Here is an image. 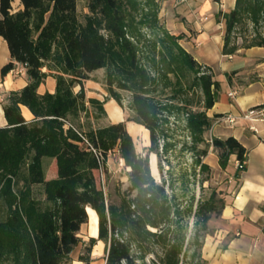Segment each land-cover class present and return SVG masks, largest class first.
Segmentation results:
<instances>
[{"label": "trees", "instance_id": "1", "mask_svg": "<svg viewBox=\"0 0 264 264\" xmlns=\"http://www.w3.org/2000/svg\"><path fill=\"white\" fill-rule=\"evenodd\" d=\"M13 3L0 0V37L10 51L1 76L20 64L29 83L9 94L4 105L8 125L0 127V206L7 208L6 217L0 218V261L71 264L70 255L82 241L79 234L89 222L87 207H91L98 214L99 235L90 238L89 244L105 242L106 264H206L202 248L210 233L209 214L217 210L216 193L198 201L189 237L188 230L172 229L175 213L165 185L158 184L151 173L150 155L168 152L174 104L199 89L205 111L186 112L190 150L197 153V163L202 170L209 169L203 158L213 146L222 170L233 155L240 164L235 177L245 170L248 150L238 139L207 141L204 137L212 126L206 111L215 105L221 90L212 69L180 44L183 34L172 35L159 24L155 0H149L153 8L140 19L127 0H88L84 21L78 0H20L22 8L17 11ZM220 16L225 23L224 55L264 47V40L245 47L232 42L236 25L244 18L255 23L264 19V0H236L235 8ZM147 33L158 35L148 38ZM99 70H105L110 99L122 107V92L130 94L133 115L127 121L144 126L150 135L145 155L137 152L126 122L94 128L87 121V104L104 109L102 102L88 99L85 87ZM49 76L57 80L55 93L39 94L40 84ZM188 76L192 81L186 85ZM160 82L170 88L169 93L156 94ZM21 105L33 113L31 121L23 117ZM182 106V111L188 107ZM161 141L165 142L162 149ZM200 144L205 148L199 149ZM115 150L130 168V185L120 204L106 197L96 177L97 171L107 170L108 156ZM44 158L56 160V178H45ZM194 203L187 209L191 215ZM220 203L219 214L225 207ZM80 260L91 262L86 254Z\"/></svg>", "mask_w": 264, "mask_h": 264}, {"label": "crops", "instance_id": "2", "mask_svg": "<svg viewBox=\"0 0 264 264\" xmlns=\"http://www.w3.org/2000/svg\"><path fill=\"white\" fill-rule=\"evenodd\" d=\"M16 3V5H15ZM173 17H168V27L176 34H183L182 46L202 65L208 66L221 83L218 100L207 110L212 120L206 139L234 136L248 150L246 168L239 169L236 156H231L225 173L230 182L236 178L237 186L230 190L222 213L211 220L213 233L205 238L202 256L206 264H264V119L253 121L243 119L251 107L264 105V47L241 48L231 55L223 54L224 23L221 13H227L236 6V0H190L177 1L173 5ZM14 9H21L20 0H14ZM10 61L7 42L0 37V127L8 122L4 105L13 91H20L29 83L26 69L17 64L4 78L1 70ZM57 81L49 76L38 88L39 94L55 93ZM87 97L104 100L107 96L103 84L88 80L85 84ZM106 111L110 123L124 121V112L119 104L108 99ZM21 112L27 121L34 118L30 109L21 105ZM222 115V117H217ZM232 116L235 121L226 118ZM138 124H132V132L138 134ZM150 142V135L146 133ZM147 142V143H148ZM146 143V145H148ZM55 173L57 177V163ZM204 163L213 170L222 169L213 146L210 147ZM89 233L90 238H98ZM106 244L98 240L90 254V264H106ZM71 264H84L75 258Z\"/></svg>", "mask_w": 264, "mask_h": 264}, {"label": "rangeland", "instance_id": "3", "mask_svg": "<svg viewBox=\"0 0 264 264\" xmlns=\"http://www.w3.org/2000/svg\"><path fill=\"white\" fill-rule=\"evenodd\" d=\"M177 1L183 0H155L158 5V21L161 26L168 30L172 35L179 36L180 34H176L172 31L171 28L168 27L167 19L168 17H173L168 14L173 12V5L177 3ZM190 1V0H185ZM129 6L133 8V15L136 16L137 19H140V16L144 13H147L151 10L152 5L149 4V0H127ZM16 5V3H15ZM78 11L80 14V18L84 21V17L89 13L88 9V0H78ZM230 12V11H229ZM224 23V19H222ZM225 30V23H224ZM157 33L148 34V38H153ZM158 35V34H157ZM184 39V38H183ZM181 39L179 42L182 45ZM264 40V19L260 20L259 23H255L250 18H244V20L236 25V28L232 34V42L238 47H245L254 43H259ZM143 46L146 45V42H143ZM257 47V46H256ZM144 50H148L144 48ZM148 53V52H147ZM152 55V53H149ZM151 58V57H150ZM12 72V71H11ZM164 72H161V74ZM92 80L103 84L105 86V70H99L91 74ZM56 79V78H55ZM169 79L171 81L175 80L174 74L169 73ZM57 81V80H56ZM184 81V79H183ZM186 85L190 84L192 81V77L188 76L185 79ZM165 82H160L158 89L156 90L157 95H162L164 92L169 93L170 88L164 87ZM166 88V89H165ZM78 90V89H77ZM87 93V91H86ZM107 96H105L104 100L102 97L100 99L92 98L102 102L104 105L103 111L97 110L96 107H93L90 104H87L88 109L90 111V117L88 118V122L94 128L104 127L110 123V119L108 117L106 111V102L109 98L108 92L106 90ZM123 106L122 108L124 112V121L126 122L127 129L129 133L133 136L137 152L145 155L147 152V148L150 146V142L147 140V134L141 131L138 134H134L130 129L131 124H136L131 121H127L128 117L133 115V112L129 109V99L130 94L128 92H122ZM9 97V96H8ZM90 99V98H88ZM188 105V107L182 111L183 104ZM175 107L172 109V113L170 116V129H169V140L168 147L169 150L167 153H162L160 157L157 155V165H158V174L152 173L156 182L161 185H165L166 192L169 196V200L173 207V211L175 216L173 217V225L172 229L177 230L178 228L181 231L185 232L188 230V237L192 233L194 228V213L197 208L198 201L200 199L207 200L212 193H216L217 195V204L216 211L209 214L210 220L208 221L209 234L213 233V227L211 226V220L217 219L220 214L218 209H220V200L223 203H226L227 197L229 195L230 190H234L237 186V180L234 178L232 182H230V178L226 175V170H213L209 165L208 170H202L201 166L197 163L198 155L196 152L190 150L192 146V138L191 134L186 126V114L187 110L189 111H205L204 108V99L201 90H191L188 92L183 98L177 100L175 102ZM207 113V111H206ZM97 115V118H96ZM84 122V120H83ZM230 122V121H229ZM231 123V122H230ZM140 125V124H138ZM144 127V126H143ZM206 134V133H205ZM204 137L206 139V136ZM210 141V139H206ZM148 142V143H147ZM146 143L148 145H146ZM165 144L164 141H161V149ZM205 148V144H200L199 149ZM151 157V155H150ZM205 158V157H204ZM203 158V163H204ZM54 160L52 158H44L43 159V168L45 178L47 180H51L56 178L55 173V164H53ZM239 163V162H238ZM221 168V167H220ZM222 169V168H221ZM130 168L125 166V162L121 159L117 150L111 152L108 156L107 161V170L97 171L96 177L99 185L105 192L106 197L115 204H120L121 195H123L127 189L129 188L130 182L128 178V172ZM23 185V181L19 183V186ZM194 203L193 214L187 213V209ZM220 203V204H219ZM7 215V208H2L0 206V218H5ZM178 223V224H177ZM179 226V227H178ZM188 226V229H187ZM151 231H156L155 228L149 227ZM89 227L88 223L83 225L80 231L79 236L81 237L80 244L75 248L73 253L70 255V261L75 258H80L81 255H90L92 253L93 246L89 244ZM208 235V234H207ZM192 253V250L190 254ZM149 257L155 258L153 254H150ZM0 264H9L4 261H0Z\"/></svg>", "mask_w": 264, "mask_h": 264}, {"label": "bare ground", "instance_id": "4", "mask_svg": "<svg viewBox=\"0 0 264 264\" xmlns=\"http://www.w3.org/2000/svg\"><path fill=\"white\" fill-rule=\"evenodd\" d=\"M139 128H137L140 131H144L145 133H149V131L143 127L142 125H138ZM130 129L132 130V124L130 126ZM148 135V134H147ZM150 166H151V171L154 174H158V165H157V156L155 153L151 154L150 157ZM87 212L89 215V222H88V227L89 231L92 235H97V232L99 230V218L97 212L92 209L91 207H87Z\"/></svg>", "mask_w": 264, "mask_h": 264}, {"label": "built area", "instance_id": "5", "mask_svg": "<svg viewBox=\"0 0 264 264\" xmlns=\"http://www.w3.org/2000/svg\"><path fill=\"white\" fill-rule=\"evenodd\" d=\"M242 118L249 121H253L255 119H264V107H251L246 111ZM226 119L230 122L235 121V118L232 116H228ZM244 165H246V162H244Z\"/></svg>", "mask_w": 264, "mask_h": 264}]
</instances>
